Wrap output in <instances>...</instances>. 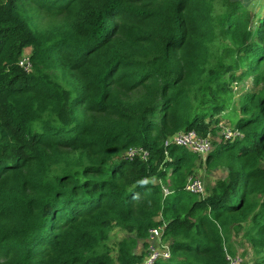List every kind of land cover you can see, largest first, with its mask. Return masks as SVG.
Wrapping results in <instances>:
<instances>
[{
	"label": "trees",
	"instance_id": "obj_1",
	"mask_svg": "<svg viewBox=\"0 0 264 264\" xmlns=\"http://www.w3.org/2000/svg\"><path fill=\"white\" fill-rule=\"evenodd\" d=\"M253 1L0 0V264H136L162 222L172 255L155 264H228L237 238L264 264ZM231 105L242 135L220 136L205 159L226 174L189 192L200 155L165 141L219 134ZM117 228L127 235L111 246Z\"/></svg>",
	"mask_w": 264,
	"mask_h": 264
},
{
	"label": "built area",
	"instance_id": "obj_2",
	"mask_svg": "<svg viewBox=\"0 0 264 264\" xmlns=\"http://www.w3.org/2000/svg\"><path fill=\"white\" fill-rule=\"evenodd\" d=\"M19 63L26 71L32 69L30 54H27L26 52L21 57ZM219 135L224 139H230L242 134L239 129L233 126L221 124V132ZM165 144H176L178 146L186 147L190 151L199 155H206L214 148L213 139L210 134L205 136L193 129L177 132L174 136L167 138ZM127 155L130 158L140 155L143 159H148L149 151L142 147H132L128 150ZM185 189L189 192L200 195L206 193L204 180L196 175H192L187 179ZM165 191L166 193L169 192L168 189H165ZM157 220H161V216H158ZM166 227L167 222H162L160 225L152 227L149 230L144 257L136 262V264H155L159 260H166L171 257L172 250L170 242L166 243L164 238ZM227 259L228 264H242V260L238 255L232 256L227 254Z\"/></svg>",
	"mask_w": 264,
	"mask_h": 264
},
{
	"label": "rangeland",
	"instance_id": "obj_3",
	"mask_svg": "<svg viewBox=\"0 0 264 264\" xmlns=\"http://www.w3.org/2000/svg\"><path fill=\"white\" fill-rule=\"evenodd\" d=\"M250 7L252 9H255L256 11H259L261 14L264 13V0H255L252 2V4L250 5ZM41 17V16H40ZM48 19V17H46L45 15H43V17H41V21L42 23L46 22ZM29 49H26V52H28ZM251 85V82L249 81L248 84H245L244 86H239L238 84L235 85V90H236V94H235V100L237 101L239 98V95L242 92L243 87L247 86V88H249ZM238 88V89H237ZM240 88V91H239ZM232 105L230 106V108H228V110H226L223 113V125H232L235 126L236 122L238 120L239 114H236L235 112L230 113V110L232 109ZM228 125V126H229ZM212 136V139L215 142L220 141V135L218 133H216L215 135H212L211 133H209ZM215 147V146H214ZM206 155H200V158L197 160V171H196V176L202 178L205 182L206 187H212L215 185L216 181L221 178L224 177L226 174V170L223 166L217 167V168H210L207 166L205 159H206ZM206 194V193H205ZM204 194V195H205ZM243 233H240V236H242ZM127 235L126 231L120 230V229H115V231L112 233L111 235V241H110V245L111 246H115L116 243L118 242L119 239L124 238ZM239 240V238L235 239L234 242L236 243V247H237V255L241 258L242 260V264H256V260H257V256L254 253V250L252 249V247L250 246V244H246L244 246L237 244V241ZM166 243H168V240H165ZM140 251H144L145 252V247L142 246V243L140 245L139 248V252ZM113 254L117 255V253H115V251H113Z\"/></svg>",
	"mask_w": 264,
	"mask_h": 264
},
{
	"label": "clouds",
	"instance_id": "obj_4",
	"mask_svg": "<svg viewBox=\"0 0 264 264\" xmlns=\"http://www.w3.org/2000/svg\"><path fill=\"white\" fill-rule=\"evenodd\" d=\"M26 52V51H25ZM27 54H29V51L28 52H26ZM144 254H145V252H144Z\"/></svg>",
	"mask_w": 264,
	"mask_h": 264
},
{
	"label": "crops",
	"instance_id": "obj_5",
	"mask_svg": "<svg viewBox=\"0 0 264 264\" xmlns=\"http://www.w3.org/2000/svg\"><path fill=\"white\" fill-rule=\"evenodd\" d=\"M139 251V250H138Z\"/></svg>",
	"mask_w": 264,
	"mask_h": 264
}]
</instances>
